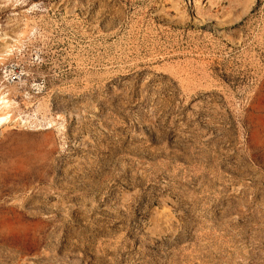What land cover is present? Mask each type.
I'll use <instances>...</instances> for the list:
<instances>
[{"label": "rangeland", "instance_id": "374dc122", "mask_svg": "<svg viewBox=\"0 0 264 264\" xmlns=\"http://www.w3.org/2000/svg\"><path fill=\"white\" fill-rule=\"evenodd\" d=\"M190 1L0 0V264H264V0Z\"/></svg>", "mask_w": 264, "mask_h": 264}, {"label": "bare ground", "instance_id": "6f19581e", "mask_svg": "<svg viewBox=\"0 0 264 264\" xmlns=\"http://www.w3.org/2000/svg\"><path fill=\"white\" fill-rule=\"evenodd\" d=\"M197 2V1H196ZM189 3L191 4V6H193L194 2L189 0ZM254 4V0H244V5L242 6L241 12H239L238 14V18H240L244 13H246V11ZM197 5V4H196ZM199 7V6H198ZM194 5V7L192 8V13H193V17L199 21H209V20H213L212 17L208 16L204 11H202V9L198 8ZM230 15V13H229ZM228 16V14L226 15ZM237 16V15H235ZM232 13H231V18H232ZM215 18V17H214ZM227 18V17H226ZM237 18V17H236ZM229 19V18H227ZM217 20V18L215 19ZM234 20L235 17H234ZM6 104V102H4ZM3 103V104H4ZM1 104V103H0ZM10 107V106H9ZM5 110V109H4ZM11 117V114L8 113L6 114L4 117L0 118V125H4L8 122V119Z\"/></svg>", "mask_w": 264, "mask_h": 264}, {"label": "built area", "instance_id": "2783aa9c", "mask_svg": "<svg viewBox=\"0 0 264 264\" xmlns=\"http://www.w3.org/2000/svg\"><path fill=\"white\" fill-rule=\"evenodd\" d=\"M23 76H24V72L22 70H16L13 71V74L9 79H11V81L14 82L15 80L22 78Z\"/></svg>", "mask_w": 264, "mask_h": 264}]
</instances>
